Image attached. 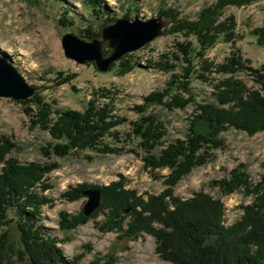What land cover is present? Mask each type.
Wrapping results in <instances>:
<instances>
[{"label": "trees", "instance_id": "trees-1", "mask_svg": "<svg viewBox=\"0 0 264 264\" xmlns=\"http://www.w3.org/2000/svg\"><path fill=\"white\" fill-rule=\"evenodd\" d=\"M33 1V0H24ZM130 5L134 0H127ZM253 0H217L203 7L195 19H178L173 32H181L192 37L194 43L187 47L177 45L186 64L183 74L170 81L162 92H154L144 98V104L134 107L137 119L132 123V131L138 140V147L144 152V169L152 177L160 179L155 170H168L163 181L165 188L158 194H147L144 199L136 191L125 188V179L111 182L108 186L79 184L69 187L61 194L67 201L81 198V192L97 189L101 192V204L84 216L58 213V230L66 234L86 224L103 211V221L96 227L106 233L115 230L117 239H137L147 234L155 240L156 254L162 261L171 264H264V175L253 183L241 166L230 172L228 179L213 181L222 196L239 192L252 201L239 206L241 215L231 224L225 223L224 205L220 198L198 191L189 198L173 195V188L195 168L202 167L215 158V150H223L221 135L228 130L244 132L254 136L264 131V65L252 68L248 60H242L236 42V20L226 16L227 6H246ZM93 15L105 14L103 26L117 18L104 5V0L86 2ZM103 4V5H102ZM69 8H65L60 23L72 25L67 18ZM130 6L122 18H127ZM164 17L176 19L172 11H159ZM86 32V33H85ZM83 37L94 39L99 34L85 31ZM258 45H264V25L251 30ZM228 43L230 54L219 63L205 57L218 43ZM195 62V63H194ZM127 71L128 62L120 64ZM157 69L171 71L167 63H157ZM250 76L254 86L249 87L239 78ZM72 75L63 77L57 85L69 82ZM181 79V80H180ZM212 86L209 99L195 103L196 93L190 87L191 80ZM34 89H37L34 87ZM101 95L105 91L100 92ZM104 96V95H103ZM194 104V113L189 120L188 131L183 139L167 140L166 128L160 116L150 109L160 106L173 112L184 110ZM37 97L33 107L25 114L35 118L34 125L47 131L57 141L50 149L43 150L46 157L54 154L65 157L72 151L91 150L98 153H117L104 139L119 140L114 131L125 119L112 114V107L96 108L90 104L86 112L54 113ZM15 148L9 138L0 136V264H22L27 261L38 264H80L83 254L72 259L62 255L58 244L69 240L66 235L59 239L41 223V208L52 204L44 191L50 186L46 176L58 168L55 163H19L8 155ZM160 148L159 154L153 151ZM264 167V164H263ZM128 209L127 213L124 211ZM18 232V246L10 242V228ZM91 248H87L91 252ZM112 252L81 264H113Z\"/></svg>", "mask_w": 264, "mask_h": 264}, {"label": "rangeland", "instance_id": "rangeland-1", "mask_svg": "<svg viewBox=\"0 0 264 264\" xmlns=\"http://www.w3.org/2000/svg\"><path fill=\"white\" fill-rule=\"evenodd\" d=\"M87 1L0 0V57L6 58L28 84L37 88L32 96L21 100L0 97V136L9 138L15 144L9 158L21 164L37 162L58 165L46 176L50 188L43 195L50 198L52 204L41 208V223L57 238L62 239L65 235L69 237L68 241L58 244L64 257L72 259L83 254L81 264L96 254L103 256L112 252L115 257L113 264H171L160 259L156 254L154 238L147 234H141L137 239L118 240L115 230L102 233L96 227V222L103 221V211L86 224L62 234L58 230V213H82L87 198L81 196L75 201H67L61 198V194L79 184L108 186L120 177L125 179L126 189L136 191L144 199L147 194L156 195L165 188L163 181L168 175L167 169L155 170L153 173L160 176V179H156L148 169L143 168L142 158L145 154L138 147V140L132 131V123L137 119L134 107L144 104V98L148 95L169 88L173 76L183 74L186 64L176 46L187 47V43L194 41L186 34L172 31L176 20H193L203 7L217 0H134L130 5L127 0H104L106 8L117 19L123 17L128 6L130 12L127 18L130 20L135 17L142 20L162 17L161 35L113 61L106 72H100L94 62L79 64L65 57L61 47L62 36L71 34L84 41H99L104 57L112 52L108 42L101 37L106 15H93ZM66 7L69 8L67 18L72 25L60 23ZM159 11L175 12L176 19L173 21L164 17ZM224 14L232 15L236 20L239 37L236 47L242 60H248L252 68L264 65V45H258L251 35L252 29L264 25V0H253L249 5L240 7L227 6ZM85 31L99 35L87 40L83 37ZM231 49L230 44L221 42L210 49L205 57L219 63L230 54ZM122 62H128L130 70L125 71L120 65ZM158 62L173 67L171 71H161L154 66ZM68 75L73 76L69 82L57 85L59 80ZM239 78L247 86L256 88L250 76L240 75ZM190 87L196 93L195 103L209 99L212 92L211 85L199 83L195 79L191 80ZM35 97L53 109L52 116L65 111L84 113L89 110L91 103L96 108L104 105L108 109L112 107V114L125 119V122L114 129L119 133L118 141L106 137L104 142L118 152L104 155L84 150L72 151L61 158L54 154L46 157L43 150L50 149L49 146L55 145L57 141L47 131L34 125L35 118L25 114L27 108L33 107ZM194 106L191 104L184 110L173 112L160 106L150 110L159 114L166 128L167 140L173 141L185 137ZM221 137L225 148L215 150L212 161L195 168L176 184L173 195L184 199L203 191L213 198H220L225 209V223L231 224L242 213L239 206L250 203L252 197H244L239 192L222 196L218 186L212 182L228 179L230 172L240 166L251 182L259 181L264 175V131L250 137L231 129ZM159 150L155 149L153 154L158 155ZM10 242L19 245L18 232L14 227L10 228ZM87 248H91V252Z\"/></svg>", "mask_w": 264, "mask_h": 264}, {"label": "water", "instance_id": "water-1", "mask_svg": "<svg viewBox=\"0 0 264 264\" xmlns=\"http://www.w3.org/2000/svg\"><path fill=\"white\" fill-rule=\"evenodd\" d=\"M162 17H153L142 20L135 17L133 20L121 18L106 25L101 30L102 39L108 42L112 52L104 57L100 42L84 41L74 35L65 34L61 38V47L64 56L79 64L94 62L100 72L108 71L110 65L125 53L135 51L162 34ZM35 89L26 82L24 77L13 67L6 58L0 57V97H11L15 100L25 99L34 94ZM87 198L82 214L90 216L101 202V192L97 189H88L81 192ZM124 212H128L126 209ZM22 264H38L27 261Z\"/></svg>", "mask_w": 264, "mask_h": 264}]
</instances>
